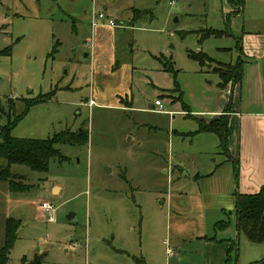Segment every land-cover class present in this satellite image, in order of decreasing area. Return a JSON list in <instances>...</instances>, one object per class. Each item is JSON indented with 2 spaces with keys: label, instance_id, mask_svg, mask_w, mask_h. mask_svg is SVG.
Returning <instances> with one entry per match:
<instances>
[{
  "label": "rangeland",
  "instance_id": "1",
  "mask_svg": "<svg viewBox=\"0 0 264 264\" xmlns=\"http://www.w3.org/2000/svg\"><path fill=\"white\" fill-rule=\"evenodd\" d=\"M104 8L120 27H92ZM133 10L146 14L132 19ZM231 12L226 0H0V51L11 49L0 56V128L24 110L23 99L50 93L11 135L88 131L84 144L58 145L65 159H52L47 172L11 165L29 185L25 191L10 192L0 181V246L5 218L21 222L6 264H134V257L201 264L202 238L214 236L237 242V264L264 260V243L230 233L233 161L217 144L204 152L180 135L197 128V112H264V0H245ZM209 29L223 34L200 41ZM239 38L246 54L241 80L220 88L212 67L237 61ZM189 51L206 53L213 64L200 65ZM160 54L177 70L181 102ZM163 92L166 112H156L149 106ZM122 93L132 94V111L99 105L117 103ZM230 143L237 145L231 136ZM167 164L173 173L164 172ZM220 220L229 221V231H215Z\"/></svg>",
  "mask_w": 264,
  "mask_h": 264
},
{
  "label": "trees",
  "instance_id": "2",
  "mask_svg": "<svg viewBox=\"0 0 264 264\" xmlns=\"http://www.w3.org/2000/svg\"><path fill=\"white\" fill-rule=\"evenodd\" d=\"M232 7L231 14H238L242 9L245 0H226ZM146 14L145 11L133 10L134 18L141 17ZM223 34L222 31L209 29L200 37V41L209 36H218ZM183 35V33H179ZM58 43V42H56ZM241 38L237 40V48L239 53H242ZM57 50V44L53 47V52ZM11 49L6 48L0 51V56L10 55ZM188 56L191 59L196 60L200 65L204 66L207 63L213 64V60L204 52L189 51ZM161 63V70L164 72H170L174 77V88L171 92H178L177 97H173L175 100L181 102V91L175 81L176 72L173 68L171 60L167 59L163 54L156 57ZM242 59L241 56L237 58L235 63H217L212 67V71L219 77L218 86L225 88L227 85L234 86L239 83L242 77ZM50 93H46L36 97L34 99H23L24 110L15 117L8 119L5 125L0 128V159L6 162L5 166L0 165V181L6 184V188L10 192H23L29 185L24 184V177L18 174H13L10 170L11 165H25L33 171L47 172L49 169V163L52 159L64 160L65 157L61 154L58 145H81L88 140V131L86 129H80L79 131H73L71 129H65L59 131L47 137L45 139L37 138H22L14 137L11 135V131L14 126L27 114L28 110L42 102L50 100ZM163 96H160L162 98ZM120 102H126L120 98ZM126 107H131L130 102H126ZM182 107H186L183 105ZM10 110L14 109V105L11 102L9 106ZM231 111L229 108L224 114L213 118L210 121H205L202 118L193 117L195 119L197 129L193 132H188L185 135H196L200 133H213L218 137L219 148L226 155L227 159L233 161L234 164V181L238 183V162L233 159L228 150V138L230 136L228 113ZM234 209L233 214L235 216V229L238 235H243L248 241L254 244L264 243V185L253 194L239 193L235 191L234 194ZM20 220L14 217H7L4 221V235L3 242L0 246V264H6L8 261L9 253L17 238V231L20 226ZM229 225V221H218L214 229L225 230ZM205 239L214 241L216 243H222L223 241L229 242V247L226 251L225 264H237V255L235 254L232 259L231 254L236 251L237 242L233 240L218 239L214 237H205ZM134 264H145L143 258H133ZM35 263L41 262V258L34 259ZM33 262V263H34ZM263 261H258L256 264H262Z\"/></svg>",
  "mask_w": 264,
  "mask_h": 264
},
{
  "label": "crops",
  "instance_id": "3",
  "mask_svg": "<svg viewBox=\"0 0 264 264\" xmlns=\"http://www.w3.org/2000/svg\"><path fill=\"white\" fill-rule=\"evenodd\" d=\"M104 10H106V8H104ZM133 18L134 17L132 16V19ZM115 21L119 22L116 19ZM77 23H80V22L77 20L73 21L72 29L74 30V32H76L75 24ZM97 27H100V26H96L94 28H97ZM243 54L244 53H241L240 56L242 58H245L246 54H244V56ZM227 87H230V84L227 85ZM231 87L233 88V86ZM162 95L168 96L169 93L163 92L161 94H158L159 98L155 100H160L161 102L164 101V99L160 98V96ZM115 98L117 102L115 104L112 103V105H109L111 103H106V101L100 100L101 103L99 105L103 107H108V106L118 107L119 109H122L126 112L132 111L133 97L131 93H128V94L122 93V95L116 94ZM120 98H122L126 102H130L131 107H126L127 103L120 102ZM90 102H92L91 104H95V101L93 99H90L89 104ZM149 107H155V110L158 109V107L155 106L154 103L153 105H150ZM168 111L171 114L175 112L176 113L179 112L176 110L175 111L168 110ZM225 111L226 110L219 111V112L218 111L210 112L209 117L207 118L201 116V114L204 113L203 111L197 112L196 115H193V116L197 118H202L205 121H210L211 119L217 118L218 116L224 114ZM180 112H183V111L180 110ZM228 120H229L230 136H231L233 145L237 144L235 145L237 151H235L234 149L235 147H232L231 143L229 144V138H228L229 154L233 159H235L236 157L239 161V179H238L237 185H235L236 190L239 193L253 194L257 192L261 188V186L264 185V112L251 113V112L246 111L244 113H237V111L233 110L230 113H228ZM233 124H235V126ZM185 134L186 133H180L181 136H186ZM192 137L194 138V140L196 139V141L199 143V146L201 147V150H204V152L206 150H209L208 147L210 145L212 146V144H214V146L217 144L216 146L219 147L218 137L213 133H200V134L193 135ZM166 166H167V169L164 172L165 173L167 172V174L173 173L174 171L173 165L167 164ZM215 173L209 174L208 175L209 178L213 177ZM228 229L229 228H227L224 231H229ZM230 233L232 234V237L237 238L239 236L237 234L235 227L233 230H231ZM202 239L204 240V244H203L204 254H202L201 264H225L224 261L226 258V251L230 245L229 242L223 241L222 243H216L214 241H210L205 238H202ZM170 256L177 257L176 255L172 253H170ZM256 262L258 261H254V260L253 262L248 261V264H256Z\"/></svg>",
  "mask_w": 264,
  "mask_h": 264
},
{
  "label": "built area",
  "instance_id": "4",
  "mask_svg": "<svg viewBox=\"0 0 264 264\" xmlns=\"http://www.w3.org/2000/svg\"><path fill=\"white\" fill-rule=\"evenodd\" d=\"M96 26H106L109 28H116L119 27L120 24L116 23L115 19L111 18V16L106 13V10H102L94 14L92 27H96ZM91 103L92 102H90V104ZM154 105L158 107V109L155 110L156 112H166L164 105L160 100H155ZM40 206L42 209L53 211V209L50 207V205L47 202H43Z\"/></svg>",
  "mask_w": 264,
  "mask_h": 264
},
{
  "label": "water",
  "instance_id": "5",
  "mask_svg": "<svg viewBox=\"0 0 264 264\" xmlns=\"http://www.w3.org/2000/svg\"><path fill=\"white\" fill-rule=\"evenodd\" d=\"M71 217H72V215H71V214L67 216V218H68V219H70Z\"/></svg>",
  "mask_w": 264,
  "mask_h": 264
}]
</instances>
